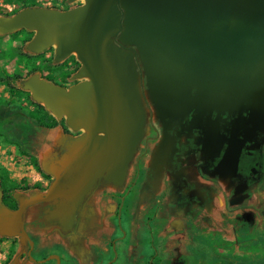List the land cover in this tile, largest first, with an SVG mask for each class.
I'll return each instance as SVG.
<instances>
[{
    "label": "crops",
    "instance_id": "1",
    "mask_svg": "<svg viewBox=\"0 0 264 264\" xmlns=\"http://www.w3.org/2000/svg\"><path fill=\"white\" fill-rule=\"evenodd\" d=\"M34 75L38 74L21 78L19 85L15 82L16 89L31 96L24 84ZM49 83L67 90L73 86ZM140 86L139 78L142 124L119 125L122 128L111 136L97 134L92 148L82 155L86 132L71 130L65 117L51 113L59 125L33 127L35 141L27 145L26 155L5 143V151L13 155L5 152L0 158L3 168L15 172L20 182L39 187L14 191L11 197L16 204L46 194L55 177L61 178L54 200L28 207L16 222L33 241V261L24 257L28 244L6 236L0 227V264H55L42 262L52 254L59 256L60 264H233L232 255L241 257L255 235L262 241L255 242L259 258H251L252 264H264V179L253 185L235 184L236 156L227 151L214 163L215 153L220 152L210 147L215 138L188 141L182 133H166L176 123L186 133L193 128L208 130L213 111H201L200 116L194 110L176 112L160 119L148 104L147 115L148 94ZM189 116L190 124L184 128ZM156 126L166 132L154 134ZM15 155L21 162L12 163ZM28 156L40 172L26 164ZM2 197L1 205L9 209ZM3 218L0 209V222ZM248 227L251 236L240 237V230Z\"/></svg>",
    "mask_w": 264,
    "mask_h": 264
},
{
    "label": "water",
    "instance_id": "2",
    "mask_svg": "<svg viewBox=\"0 0 264 264\" xmlns=\"http://www.w3.org/2000/svg\"><path fill=\"white\" fill-rule=\"evenodd\" d=\"M83 1L73 10L30 8L0 19L1 34L34 32L29 44L34 53L54 47L56 60L76 54L79 82L68 90L39 75L24 88L49 113L65 117L71 130L86 132L80 155L97 134L111 136L119 125L142 124L139 74L160 119L190 110L198 116L250 111L254 119L264 118V0ZM60 178L14 211L0 203V227L28 244L30 261L33 241L16 222L28 207L54 200ZM50 259L59 264L57 256Z\"/></svg>",
    "mask_w": 264,
    "mask_h": 264
},
{
    "label": "rangeland",
    "instance_id": "3",
    "mask_svg": "<svg viewBox=\"0 0 264 264\" xmlns=\"http://www.w3.org/2000/svg\"><path fill=\"white\" fill-rule=\"evenodd\" d=\"M83 2V0H0V19L11 17L22 10L30 8H51L59 9L60 11H62V8L75 9L82 5ZM33 37L34 32L26 29L6 34L0 33V76L4 78H13L12 76L17 75L20 76L21 79L31 74H38L42 79H49L50 81L60 83H67L65 79L74 80V75L81 67L76 54L72 55L74 56L72 59L71 56H69V58L65 60H56L54 47L44 50L41 53H34L29 48L30 41ZM20 79L16 81V83H18L17 85H19L21 81ZM74 82L76 81L74 80ZM11 84L15 87V81L11 82ZM140 85V91H143V89L147 90L146 79L144 80L140 78ZM17 90L21 91L20 89ZM5 93H8L6 86L0 85V107H4L6 105L5 103L11 100L19 103L10 107V110H12L10 111L11 120L9 118L6 119L7 121L5 122H0V158L5 156V152L13 155L9 149L5 151V147L8 148V145L6 146L5 143L9 142V144H11L12 140L15 142V139L17 142L21 141L16 138V132L18 133L21 131L15 129L16 127H13V129H15V131H13L6 128L7 125L10 123L15 126L16 122L28 121L29 114L38 111L36 106L37 103L31 98V96H27L25 92H23V94L12 93L11 97H9V95L4 96ZM147 102V104L151 105L154 109V104L149 96H147ZM149 105H147V115H149L150 111L148 110ZM8 120H10L9 123ZM29 140L30 142L35 141L33 136ZM28 144L29 143L24 140L23 143H20L21 149L24 151L25 149L29 150V147H27ZM30 158L26 160V164L32 163ZM18 161L21 162L20 156L15 155L12 157V163ZM21 173L22 171L20 174ZM14 175H16L15 172H7L0 163V182L5 181L4 184L6 186L13 188H22L28 185L24 181L20 182L17 180ZM9 182H11V184H9ZM12 193L13 192L9 194L10 199L7 200L9 209H11L16 203L11 197ZM9 260L10 258L6 262H9Z\"/></svg>",
    "mask_w": 264,
    "mask_h": 264
},
{
    "label": "flooded vegetation",
    "instance_id": "4",
    "mask_svg": "<svg viewBox=\"0 0 264 264\" xmlns=\"http://www.w3.org/2000/svg\"><path fill=\"white\" fill-rule=\"evenodd\" d=\"M47 10H58L59 9H47ZM63 11L66 10H73L71 8H62ZM73 54L67 56L66 59ZM76 71V70H75ZM65 86L75 85L77 83L74 80L70 81L66 79ZM145 90V89H144ZM148 105V104H147ZM193 113L190 114L192 116ZM187 118L184 122L183 127L188 126L191 121V117ZM219 116V117H218ZM182 127V126H181ZM179 124L173 125V127L169 132H166L163 127L156 126L157 131L155 130L154 134H163L169 133L170 135H181L180 133L188 136V141L191 138L201 139L207 136L211 143L210 145L215 146L220 152L215 153L217 157L214 158V163H218L221 161V157L224 152L231 151L232 154L236 156L235 162L237 164L236 173L239 178L236 180L235 184H243L250 183L253 185L257 182H263L264 179V118L262 120L254 119L253 115H251L250 111H245L241 114L239 113H229L225 112L223 114H219L215 111L211 113V124L208 127V130L205 129H198L193 128L190 133H186L181 128ZM181 130L183 132H181ZM178 131V132H177ZM187 140V139H186ZM186 148L188 146H185ZM196 149L195 146H191V148ZM202 147H204L202 145ZM201 163V162H200ZM258 179V180H257ZM260 186V185H259ZM16 204V203H15ZM245 207V206H242ZM29 250V246H28ZM27 250V252H28ZM55 255V254H52ZM52 255L47 256L42 260L45 261H55V260H48V258ZM57 256V255H55ZM26 259H29L27 254L24 255ZM59 258V256H57ZM155 256L153 255L152 258ZM33 259V258H32ZM56 264V261H55ZM60 264V258H59Z\"/></svg>",
    "mask_w": 264,
    "mask_h": 264
},
{
    "label": "trees",
    "instance_id": "5",
    "mask_svg": "<svg viewBox=\"0 0 264 264\" xmlns=\"http://www.w3.org/2000/svg\"><path fill=\"white\" fill-rule=\"evenodd\" d=\"M13 78H4V77H1L0 76V85H5L6 86V89L8 90V95L9 97H11L12 93H16V94H23V92L17 90L13 84H11V82L13 81H17L20 79V76H17V75H14L12 76ZM6 81H5V80ZM49 82H53V81H50L49 79H45ZM27 96H30L28 93H26ZM19 102H13V100L11 101H8L6 102L5 106L3 107H0V122H5L7 121L6 119H9L10 118V107L12 105H16L18 104ZM37 112H31L28 116V121H19V122H16V125L13 126L12 124L9 123V121L11 120H8V123L9 125H7L6 128H9L13 131H15V129H17L18 131H21V132H16V138L18 140H21V141H16L15 139V142L12 140L11 144L12 145H15L18 149V151L21 153V155H26L27 153L21 149V145L20 143H23V141H27L28 143H30V138L34 135V129L33 127H38V128H45V129H52V128H55L59 125V123L50 115V113L41 105L37 104ZM3 125V124H2ZM13 127H16L15 129H13ZM8 142V141H7ZM9 143V142H8ZM30 158V156H28ZM31 159V162H32V165L36 168V170H39L35 160H33L32 158ZM5 181L4 182H0V186H1V193H2V199H3V203L5 205H9L7 203V200L10 199V193L11 192H14L16 190H20V191H27L29 189L31 190H35V189H38V185L37 184H34L32 186H24L22 188H13V187H8L6 186L5 184ZM9 184H11V182H9ZM18 204H15L10 210L11 211H14L16 208H17ZM9 207V206H8ZM252 229L251 228H243L240 230V237H244L246 234L249 233V236H251L252 234ZM250 238V237H249ZM254 242H251V244L249 243L248 246L244 248V252L242 254L241 257H239L238 255H232V258L233 260L235 261L233 264H252V259L251 258H254V259H257L259 258V255H257V251H256V244L255 242H258V241H262L260 239V237L258 238V236L255 235L254 237ZM253 259V260H254ZM256 264H262L261 261H259L258 263Z\"/></svg>",
    "mask_w": 264,
    "mask_h": 264
}]
</instances>
